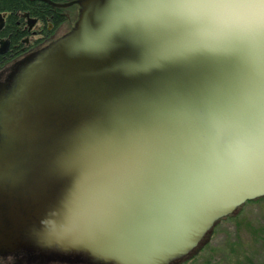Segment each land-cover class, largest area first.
<instances>
[{
	"label": "water",
	"instance_id": "1",
	"mask_svg": "<svg viewBox=\"0 0 264 264\" xmlns=\"http://www.w3.org/2000/svg\"><path fill=\"white\" fill-rule=\"evenodd\" d=\"M78 4L68 35L0 71V252L27 264H182L221 220L264 198V164L216 171L179 213L161 201L164 214L152 220L116 234L77 227L60 243L54 234L72 228L95 179L68 161L108 155L132 121L157 108L226 96L240 73L213 44L185 51L187 42H161L162 58L150 62L131 28L93 47L114 0ZM160 249L162 258L152 259Z\"/></svg>",
	"mask_w": 264,
	"mask_h": 264
},
{
	"label": "snow or ice",
	"instance_id": "2",
	"mask_svg": "<svg viewBox=\"0 0 264 264\" xmlns=\"http://www.w3.org/2000/svg\"><path fill=\"white\" fill-rule=\"evenodd\" d=\"M125 28L144 40L150 62L162 58L155 52L161 42H187L185 51L213 44L240 80L226 96L138 116L106 156L68 161L95 179L72 228L55 233L54 242H70L77 227L120 233L164 214L156 208L161 201L179 213L216 171L264 164V0H114L104 31L89 43L105 47ZM164 254L156 250L152 259Z\"/></svg>",
	"mask_w": 264,
	"mask_h": 264
},
{
	"label": "flooded vegetation",
	"instance_id": "3",
	"mask_svg": "<svg viewBox=\"0 0 264 264\" xmlns=\"http://www.w3.org/2000/svg\"><path fill=\"white\" fill-rule=\"evenodd\" d=\"M80 9L78 0H0V71L68 35ZM0 264L27 262L0 252Z\"/></svg>",
	"mask_w": 264,
	"mask_h": 264
},
{
	"label": "rangeland",
	"instance_id": "4",
	"mask_svg": "<svg viewBox=\"0 0 264 264\" xmlns=\"http://www.w3.org/2000/svg\"><path fill=\"white\" fill-rule=\"evenodd\" d=\"M183 264H264V201L246 204L221 220Z\"/></svg>",
	"mask_w": 264,
	"mask_h": 264
},
{
	"label": "trees",
	"instance_id": "5",
	"mask_svg": "<svg viewBox=\"0 0 264 264\" xmlns=\"http://www.w3.org/2000/svg\"><path fill=\"white\" fill-rule=\"evenodd\" d=\"M14 3H16V2H14ZM262 201H264V198L259 199V200H256V201L248 202L247 204H249V203H260V202H262ZM231 217H232V216H231ZM228 218H229V217H228Z\"/></svg>",
	"mask_w": 264,
	"mask_h": 264
}]
</instances>
